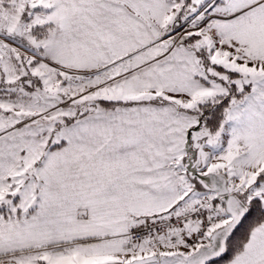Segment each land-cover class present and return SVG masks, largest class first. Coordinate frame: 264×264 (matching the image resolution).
I'll use <instances>...</instances> for the list:
<instances>
[{"label":"snow or ice","instance_id":"snow-or-ice-1","mask_svg":"<svg viewBox=\"0 0 264 264\" xmlns=\"http://www.w3.org/2000/svg\"><path fill=\"white\" fill-rule=\"evenodd\" d=\"M0 264H264V0H0Z\"/></svg>","mask_w":264,"mask_h":264}]
</instances>
